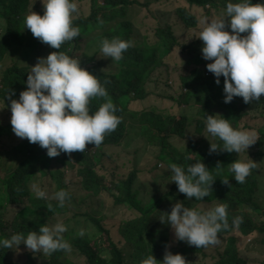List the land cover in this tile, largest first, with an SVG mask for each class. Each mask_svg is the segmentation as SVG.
<instances>
[{"label":"trees","instance_id":"1","mask_svg":"<svg viewBox=\"0 0 264 264\" xmlns=\"http://www.w3.org/2000/svg\"><path fill=\"white\" fill-rule=\"evenodd\" d=\"M161 1L75 0L79 13L73 26L80 28V35L54 49L35 38L24 25V18L31 10L43 15L44 7L34 4V0H0V113L12 115L11 99H19L20 93L27 90V77L38 58L62 51L80 59L81 67L100 77L102 83L108 81L105 84L108 97L93 98L89 103L90 114L106 99H111L118 108L116 115L122 117L118 128L105 135L99 147L88 144L84 151L61 153L54 158L39 143L17 137L11 121L5 124L0 121V144L6 136L11 137L10 148L4 150L7 166H0V239L19 232L26 235L46 223L51 226L64 221L68 226L64 236L72 246L71 252L57 251L51 255L34 253L23 244L19 248L0 249V264H79L81 261L141 264L149 255L162 261L167 251L184 255L189 264H264L246 259L242 253H246L248 242L251 247H264V94L259 101L248 104L242 97L225 103L224 77H220V84L216 83V77L207 69V64L213 61L203 58V41L197 37L206 21L226 10L229 0H184V7L175 12L178 20L170 22L171 13L160 15L152 28L157 40L151 43L150 34L140 32L127 17L136 6L152 11L151 6ZM86 11L90 12L88 16H84ZM180 29L185 36L194 37V41H178L175 30ZM226 30L231 32L230 27ZM94 31L84 47L80 43L82 35ZM117 36L132 42L123 58L113 61L101 57L100 42ZM98 41L96 49L91 50L90 45ZM179 45L188 55L174 66L169 57ZM90 51H94L93 55ZM6 58L11 59L12 65L5 67ZM20 58L27 64L20 63ZM163 68L168 75L174 69L181 71L178 88L164 83L161 75L154 80V74L161 73ZM8 93L11 99L6 97ZM215 114L231 120L234 128L255 132L257 142L240 154L221 150L210 154V141L222 145V141L206 132V116ZM137 136L140 139L129 148L127 142ZM147 150L158 151L150 171L154 170V174L160 169L159 164L164 163L168 186L162 191L155 187L150 194L157 192L145 198L135 185L141 173L139 164ZM239 158L257 162L256 169L243 184L228 170V165ZM198 161L209 169H215L221 162L224 169L208 197L200 201L191 198L195 207L226 203L230 225L234 217L243 218L239 227L219 233V244L206 248L178 241L172 227L159 220L166 215L164 212H171L178 199L184 204L191 203L171 181L170 164L186 168ZM38 165L42 167L36 168ZM130 168L129 176L120 174L121 169ZM222 178L230 179L231 186L225 185ZM33 185L45 188L49 197L66 190L71 199L59 207L54 199L37 198ZM123 206L136 216L111 225L115 213ZM81 229L85 231L83 237L77 235ZM196 255L202 257L200 261L194 258Z\"/></svg>","mask_w":264,"mask_h":264},{"label":"clouds","instance_id":"2","mask_svg":"<svg viewBox=\"0 0 264 264\" xmlns=\"http://www.w3.org/2000/svg\"><path fill=\"white\" fill-rule=\"evenodd\" d=\"M43 4V15L31 10L24 18L25 28L35 38L60 49L62 44L80 35V28L73 26L79 13L75 0H43ZM226 18H230L227 23ZM229 26L231 32L226 30ZM96 31L90 35L83 34L80 43L83 44L85 39L86 46ZM242 33L247 34L242 36ZM197 37L203 41V58L213 61L207 64V69L216 77V83L220 84V77H224V102L231 103L235 97H242L245 104L259 101L264 94V0L256 4L252 0H237L235 3L229 0L224 15L206 21ZM125 39L118 36L103 39L99 47L100 56L121 60L123 53L132 46V42ZM93 52L89 54L93 55ZM107 83L106 80L102 83L100 77L81 67L80 59L62 51L38 58L27 77V90L20 93L19 99H11L9 93L6 96L11 99L14 134L27 138L30 143H39L41 148L47 149L50 158L61 153L84 151L88 144L99 147L105 135L114 132L122 122L111 99H106L97 111L90 114L89 103L93 98L108 97ZM206 132L222 141L221 145L209 140L210 154L217 150L240 154L258 140L255 132L234 128L231 120L221 114L206 116ZM169 167L171 181L177 184L179 192L188 199L195 197L196 201L208 197L213 183L224 169L221 162L215 169H209L199 161L186 168L176 163ZM256 167L257 162L251 158H239L228 165V170L239 184H243ZM213 170H216L215 174ZM222 182L231 186L228 178H222ZM33 191L37 198L58 201L59 207H64L65 202L71 199L69 192L63 189L51 197L39 185H33ZM228 207L226 203H218L204 210L176 202L171 212H164L166 215L159 220L172 227L178 241L206 248L220 243L219 233L243 223V218L237 216L229 224ZM67 231L68 226L63 222L51 226L46 223L38 231H30L26 235L14 233L10 238L0 239V249L19 248L23 244L28 250L43 255L71 252L72 246L64 236ZM77 235L83 237L85 231L81 229ZM249 245L250 242L246 249L250 248ZM141 264L189 262L184 255L167 251L162 261L149 255Z\"/></svg>","mask_w":264,"mask_h":264},{"label":"rangeland","instance_id":"3","mask_svg":"<svg viewBox=\"0 0 264 264\" xmlns=\"http://www.w3.org/2000/svg\"><path fill=\"white\" fill-rule=\"evenodd\" d=\"M34 4H36L37 6L40 4L42 7H44L43 0H34ZM184 5H185L184 0H162L160 3H156V4H153L151 6L152 11H149L147 9H140L139 7L136 6L135 8H133L130 11L129 17H127V19L130 20L140 32L149 33L150 34L149 41L151 43H154L157 40V36L155 34V30L152 28L156 26L159 18L162 17L160 15H162V13H171L170 22L172 21V23H173L174 21L178 20V16L175 14L176 10L178 8L184 7ZM35 8L36 7L33 5V10ZM156 11H159L160 13H157ZM224 13H225V10L217 13L215 16H216V18H220L224 15ZM89 14H90V12L86 11L84 13V16H88ZM229 19L230 18H226V23L228 22ZM92 26H94L95 29L99 30L98 26H96V25H92ZM148 30H150V31H148ZM175 32H177L176 36H177L178 41L181 40V42H184V43L185 42L190 43V42L194 41V37H192L191 35L185 36V32L183 29L175 30ZM98 43H99V41L92 43V45H90L91 50H95ZM83 46L85 47V39L83 41ZM187 55H188V51L183 50V46L179 45V47H177L175 49L174 53L169 57V61L175 66L178 62L179 63L183 62L184 56H187ZM19 62L22 64H27V61H25L22 58H20ZM4 65H5V67L12 65L11 59L6 58L4 61ZM168 67H169V64H168ZM165 70H166V68H163L161 73L156 72L154 74V80L159 75H161L160 79L164 83L169 82V85L173 84L175 88H178L179 87L178 77H179L181 71L174 69L172 75H168V74L164 73ZM153 105H159V104L153 102ZM186 112H188V110H186ZM1 120L5 124V122L11 121V116L6 115V112L4 111L3 113H0V121ZM139 139H140V136H137L136 138H133V141H128L126 145L129 148H132L135 141L139 140ZM10 140H11V137L6 136L5 140L0 144V166L1 167L7 166V164L5 163L4 150L10 148ZM157 153H158V151H155V150L154 151H152V150L148 151L147 150L145 152V154L143 155L142 162L139 164V170L141 173H140V177L138 178V180L136 182L135 188L138 189L139 191H141L143 194H145V198H147L149 195L152 196V194H155L157 192V191H153V193L150 194V191H152L155 187L158 188V190L162 191L168 186V182L164 178L163 170L166 168L164 163L159 164L160 169L158 171H155L154 174H153L154 170L150 171V168L156 163ZM38 167H42V166L38 165L36 168H38ZM131 171H132V168L121 169L120 174L123 175V177H127V176H129ZM121 175H118V176L121 177ZM37 176H38V174H37ZM35 181L38 182L39 178H36ZM262 181H263V179H262ZM45 183H47V180H45ZM48 183L53 184L52 181H49ZM175 202H181V201L178 199V201H175ZM195 205H196V203L192 199H191L190 205L185 203L186 207H192V206L195 207ZM213 206L208 205V204L207 205H198L197 208L206 210V209L213 207ZM169 213H170V211H169ZM135 216L136 215H134V213L132 211L124 208V206H123L115 213V219H114V217H112L114 220H113L111 225L118 224L123 220H129L131 218H134ZM61 219H63V218H61ZM220 252H221V250L219 251V254H220ZM242 253L246 259L249 258V259H252L254 261H259V262L264 261V247L261 248L260 245H255V247L250 246V248L246 250V253H244V252H242ZM194 258L197 261H200V259L202 257L199 255H196ZM79 264H85V263L81 261Z\"/></svg>","mask_w":264,"mask_h":264}]
</instances>
